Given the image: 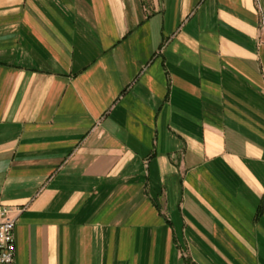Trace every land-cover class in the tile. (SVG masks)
I'll use <instances>...</instances> for the list:
<instances>
[{"label":"crops","instance_id":"obj_1","mask_svg":"<svg viewBox=\"0 0 264 264\" xmlns=\"http://www.w3.org/2000/svg\"><path fill=\"white\" fill-rule=\"evenodd\" d=\"M0 203L14 264H264V0H0Z\"/></svg>","mask_w":264,"mask_h":264},{"label":"built area","instance_id":"obj_2","mask_svg":"<svg viewBox=\"0 0 264 264\" xmlns=\"http://www.w3.org/2000/svg\"><path fill=\"white\" fill-rule=\"evenodd\" d=\"M22 209L0 203V264H14L16 259L15 229Z\"/></svg>","mask_w":264,"mask_h":264}]
</instances>
